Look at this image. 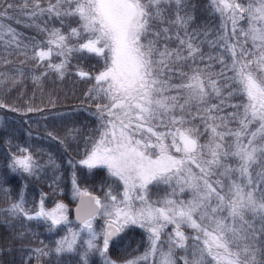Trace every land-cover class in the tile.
Masks as SVG:
<instances>
[{
  "label": "snow or ice",
  "instance_id": "1",
  "mask_svg": "<svg viewBox=\"0 0 264 264\" xmlns=\"http://www.w3.org/2000/svg\"><path fill=\"white\" fill-rule=\"evenodd\" d=\"M0 113V264H264V0H0Z\"/></svg>",
  "mask_w": 264,
  "mask_h": 264
},
{
  "label": "trees",
  "instance_id": "2",
  "mask_svg": "<svg viewBox=\"0 0 264 264\" xmlns=\"http://www.w3.org/2000/svg\"><path fill=\"white\" fill-rule=\"evenodd\" d=\"M70 83H71V82H69L68 84L65 85V90H67V88L70 86ZM27 99H28V98L25 97V100H23V101H18V103H24V102L27 101ZM31 102H32L33 104H35V105H44V104L47 103V97H43V98H42V97L40 96V94L37 93L35 100H33V101H31ZM46 111H48V109H46ZM2 114H3V113H0V115H2ZM28 115L32 118V120L39 121V124H40V127H37V126L34 124V125H33V128H32V131H33V134H34V139H33L32 142H33V143H37V140H36L35 138L43 134V132H44L43 124L46 123V121L40 119V117H41V113H30V114H28ZM23 139H24V138H22V141H21V142H23ZM39 143H40L41 145L46 144V142H45V141H42V140L39 141ZM70 206L74 208L75 205H74V204H71Z\"/></svg>",
  "mask_w": 264,
  "mask_h": 264
}]
</instances>
